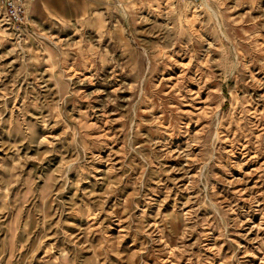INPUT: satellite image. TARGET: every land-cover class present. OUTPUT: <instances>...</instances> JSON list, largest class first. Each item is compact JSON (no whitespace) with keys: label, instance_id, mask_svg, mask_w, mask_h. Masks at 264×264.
<instances>
[{"label":"rangeland","instance_id":"374dc122","mask_svg":"<svg viewBox=\"0 0 264 264\" xmlns=\"http://www.w3.org/2000/svg\"><path fill=\"white\" fill-rule=\"evenodd\" d=\"M210 1L0 13V264H264V0Z\"/></svg>","mask_w":264,"mask_h":264},{"label":"crops","instance_id":"0c3cea01","mask_svg":"<svg viewBox=\"0 0 264 264\" xmlns=\"http://www.w3.org/2000/svg\"><path fill=\"white\" fill-rule=\"evenodd\" d=\"M160 1L162 2L163 0H24V8L28 16L38 12H49L55 16V19L73 20L84 17L103 18L109 9H134L144 7L145 3L152 2L155 4V2L158 3ZM211 1L215 3L225 0ZM258 1L260 0H229L230 3L232 2L230 6L239 9L250 7ZM174 2L176 1L174 0Z\"/></svg>","mask_w":264,"mask_h":264},{"label":"built area","instance_id":"2783aa9c","mask_svg":"<svg viewBox=\"0 0 264 264\" xmlns=\"http://www.w3.org/2000/svg\"><path fill=\"white\" fill-rule=\"evenodd\" d=\"M193 10H200L203 0H175ZM0 13L4 23L11 31L18 36L26 30V16L24 0H0Z\"/></svg>","mask_w":264,"mask_h":264},{"label":"bare ground","instance_id":"6f19581e","mask_svg":"<svg viewBox=\"0 0 264 264\" xmlns=\"http://www.w3.org/2000/svg\"><path fill=\"white\" fill-rule=\"evenodd\" d=\"M205 1V0H204Z\"/></svg>","mask_w":264,"mask_h":264}]
</instances>
